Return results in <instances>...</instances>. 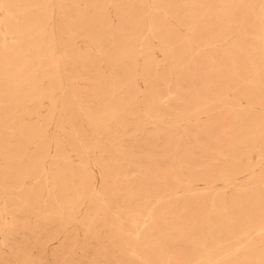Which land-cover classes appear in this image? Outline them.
<instances>
[{
  "label": "bare ground",
  "instance_id": "bare-ground-1",
  "mask_svg": "<svg viewBox=\"0 0 264 264\" xmlns=\"http://www.w3.org/2000/svg\"><path fill=\"white\" fill-rule=\"evenodd\" d=\"M0 102L1 259L264 264V0H0Z\"/></svg>",
  "mask_w": 264,
  "mask_h": 264
},
{
  "label": "rangeland",
  "instance_id": "rangeland-1",
  "mask_svg": "<svg viewBox=\"0 0 264 264\" xmlns=\"http://www.w3.org/2000/svg\"><path fill=\"white\" fill-rule=\"evenodd\" d=\"M80 39H82V37H80ZM142 55V54H141ZM143 81L142 80H140V85L143 87ZM76 86V89H77V91L81 94V95H84V93L86 92V90H87V85H86V82L85 81H83V80H79V83H77V85H75ZM144 88V87H143ZM44 102H45V106L43 107V108H48L49 106H48V104H49V101L46 99V100H44ZM8 103L7 102H0V112H8ZM45 113H46V111H45ZM55 121H56V119L54 118L53 119V121L52 122H50L49 123V129H50V132H51V134L53 135V134H57L58 136H59V138H60V140L63 142V145H64V147L65 148H67L68 150H69V153L70 154H72L73 156H74V151L72 150V148H71V145L69 144V142H68V137H67V135H66V133H65V131H63V130H59L58 132H55ZM85 124V123H84ZM85 127H87V125H85ZM129 134L128 135H126V136H124V137H126L124 140H125V142H127V143H129V142H131V140H130V138H131V136H129L130 134H132L133 133V131H129L128 132ZM136 138H138V139H141V138H143V135H138ZM34 146V144H32L31 145V151H33L34 149L33 148H35V147H33ZM50 149L52 150L53 148H54V145H53V143H51L50 144ZM75 157V156H74ZM50 165V162H47V166H49ZM96 171L98 172V169L96 168ZM31 178H29V180H30ZM3 215H4V221H5V223H9V221H10V213H8V211H3ZM27 219H30L32 222H38L37 221V219H36V217H30V218H28V217H23L22 219H21V221H23V220H27ZM78 231H79V233H80V242H82L84 239H85V236H84V232H83V229L80 227L79 229H78ZM8 231H6L5 233H7ZM13 232H15L14 230H13ZM12 235V234H11ZM19 235H21V234H19ZM16 236V235H15ZM12 237V236H11ZM3 238H4V235L1 233V230H0V246L3 248V249H7V246H6V244L4 243V241H3ZM29 248H32V245H30L29 246ZM36 250V248H34V251ZM22 262H23V260H22V258L21 257H16L15 255H13V254H5V256H4V259H1L0 258V264H22Z\"/></svg>",
  "mask_w": 264,
  "mask_h": 264
}]
</instances>
